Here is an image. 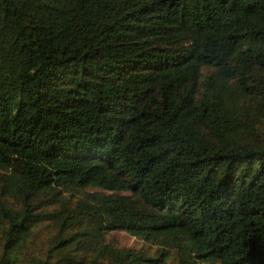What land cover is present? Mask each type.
<instances>
[{
	"label": "trees",
	"instance_id": "1",
	"mask_svg": "<svg viewBox=\"0 0 264 264\" xmlns=\"http://www.w3.org/2000/svg\"><path fill=\"white\" fill-rule=\"evenodd\" d=\"M0 264H264V0H0Z\"/></svg>",
	"mask_w": 264,
	"mask_h": 264
},
{
	"label": "rangeland",
	"instance_id": "2",
	"mask_svg": "<svg viewBox=\"0 0 264 264\" xmlns=\"http://www.w3.org/2000/svg\"><path fill=\"white\" fill-rule=\"evenodd\" d=\"M112 238L116 241L118 246L126 248H139L140 244L133 238L124 233H115Z\"/></svg>",
	"mask_w": 264,
	"mask_h": 264
}]
</instances>
